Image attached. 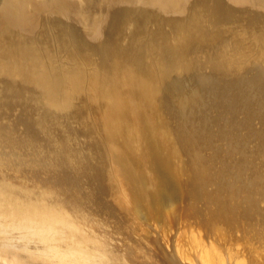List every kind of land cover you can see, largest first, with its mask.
I'll use <instances>...</instances> for the list:
<instances>
[{"label": "rangeland", "instance_id": "rangeland-1", "mask_svg": "<svg viewBox=\"0 0 264 264\" xmlns=\"http://www.w3.org/2000/svg\"><path fill=\"white\" fill-rule=\"evenodd\" d=\"M18 1V7H27L30 13V5L41 0ZM245 13L244 18L250 15ZM21 15L31 20L32 14L21 11ZM117 21L107 25L108 49L117 55L112 54L111 65L106 66L114 67L109 72L116 68L121 73L119 67L126 61H121L120 47L126 43L116 39ZM85 24L90 33L91 24ZM57 35L60 40L70 37L61 27ZM175 36L172 44L195 52L194 57H183L187 62L183 70L196 71L195 57L223 65L220 75L227 73L226 67L231 73L238 70L224 64L225 53L209 48L194 51L195 40ZM60 44L63 50L57 58L66 68L73 63L70 49L78 44ZM31 63L39 67L38 61ZM92 64L97 70L90 74L95 85L82 88L81 94L79 88L72 89L68 103L50 97L47 89L52 83L38 76L36 87L21 82L25 74L10 77L0 70V216L5 215L0 217V223H5V229L0 225V238H10L14 244H0V248L38 264L45 263L43 257L53 260L47 264L62 263V256L84 257L93 264H169L166 259L174 264H264V95L259 106H248L251 98L247 97L242 98L248 103L241 102V110L230 103V108H214L212 115L219 117L213 128L217 135L203 140L201 149L183 136L187 132L178 130L184 121L181 114L206 110L202 108L205 99L193 91L194 81L180 78L185 83L178 85L171 84L177 78L170 80L157 94L154 109H147L150 101L142 104L139 110L151 116L149 120L141 116L138 125L129 117L138 118L130 93L124 99H129L132 113L123 109L121 117L118 110L110 109L103 87L93 89L104 67ZM151 76L136 78L131 86L152 89ZM104 78L113 87L127 88L126 76ZM75 82L82 87L79 78ZM216 82L209 78L207 83L216 87ZM114 93L126 95L121 88ZM237 93H230V99ZM106 118H121V122L109 131ZM17 231L22 234L18 246L11 236ZM25 260L24 264L30 263Z\"/></svg>", "mask_w": 264, "mask_h": 264}, {"label": "water", "instance_id": "water-1", "mask_svg": "<svg viewBox=\"0 0 264 264\" xmlns=\"http://www.w3.org/2000/svg\"><path fill=\"white\" fill-rule=\"evenodd\" d=\"M18 5V0H0V31L4 34L11 32L19 34L27 39L36 37L35 42L29 41L26 46L38 43L36 47L39 54L35 60L44 61L48 66V72L44 71V74L58 76V79L54 78L52 89H47L48 94L50 97L51 95L57 96V99L61 100L62 103L70 102L72 99L66 100V97L71 98L74 95H71L72 92L69 93L71 89L67 91L64 80H71L72 77L82 78L83 81H80L82 87L76 86L79 88V94H81L82 88H89L86 76L94 67L91 62H96L99 67H106L105 74L108 77L109 73L114 78L120 75L125 76L123 73L113 72L114 70L109 72L106 66L111 65L109 57L112 54H117L103 46L107 38L110 37L107 35V31L104 32L105 26L111 25V21L115 22L120 17L117 21L116 39L122 43L125 42L126 46L124 47L130 50V53L120 52L123 53L121 61H126L121 68L129 67L127 70L130 78L133 79L144 78L151 72L159 73L154 78L162 76L160 83L155 82L154 86H151L152 91L148 86L113 87L115 89L113 92H118V88H121L126 93L122 99L117 94L115 96L118 102L119 99L121 100L120 105L116 107L118 114L122 115L121 117H123L121 111L123 109L132 113L128 104L129 99H124L127 92L130 93L131 101L133 100L132 106L136 109L135 113L139 120L135 115H129V117L133 123L139 125L140 117L145 116L139 110L140 107L143 108V105H140L142 100L150 101V106H147V109H154L157 104L156 96L163 90L166 83L173 78H187L196 83L193 91L197 95L199 94L200 99H205L202 108H206V110L200 113L195 111L194 113L181 114L184 118L181 127L187 131L183 136L190 139L191 145L195 143L202 149L203 140H207V138L211 140L217 135L213 128L219 122V117L212 115L214 108H230V103L233 108L237 107L236 110H241V102L248 103L242 98L247 97L251 98L249 101L251 104H247L248 106L251 107L254 104L259 106L260 97L264 95V0H41L35 4L36 6L30 5V13L27 12V7L21 9ZM13 8L18 13L7 11V9L12 11ZM21 11L32 14L29 15L31 20H25L23 15L19 16ZM96 11L97 13L101 11L103 15L99 18L100 23L97 28L90 29L91 33H88L85 23L88 22V25L92 23ZM247 11L250 12V15L244 18ZM114 13H120L121 16L115 20ZM27 24L34 29L26 28ZM57 26L62 27L65 34L68 33L70 37L60 40L61 36L57 35ZM175 35H178L179 39L187 37L195 40L197 45L195 43L193 45L198 47L194 51L202 50L204 52L209 48V50L219 52L220 55L226 54L228 59L224 63L225 65L234 66V68L238 65L243 66L235 72L232 70V73L226 67L227 73L225 75L216 72L207 74L202 70L193 72V70L181 69L179 70L183 73L176 74L172 70L187 63L184 62L183 57L191 54L194 57L195 52L183 51L177 43L172 44L170 39L176 37ZM21 40L24 45L28 42L25 39ZM56 40L58 41L56 42ZM59 41L70 43V45L78 44L75 50L70 49V59L74 63L71 68L73 63L65 68L58 59L60 58L58 55L63 50ZM237 48L242 55H238ZM252 57L254 58L253 61ZM66 59L68 58L66 57ZM88 59L92 61L88 62ZM58 60L59 62H57ZM16 61L22 62V60ZM16 61L11 60L10 65H14ZM27 64L29 65L27 67H30L31 64ZM57 64H60L62 68ZM24 65L26 67V64ZM25 67L23 69L25 79H20L21 82L25 85L32 83L38 87L37 77L31 75L29 73L31 70L28 71ZM215 67L224 66L216 65ZM54 68L59 72L54 71ZM121 68L119 67V69ZM168 68L171 70L169 71ZM10 72L13 73L12 69ZM102 76L101 74V77H98V85L93 86V89L100 91V87H104L99 85ZM209 78L217 81L216 87L207 83ZM4 83L5 86H10L7 82ZM118 84L120 85V83ZM236 92H238L236 97L230 99L232 96L230 97L229 94ZM47 103L49 104V102ZM49 108L53 109L54 107L49 105ZM113 111L115 109L112 107ZM106 119L104 121L109 131L115 130L117 128H115V124L118 126V123L121 122V118ZM189 120H191L190 123H188ZM221 129L225 128L221 127ZM137 132L140 134V131Z\"/></svg>", "mask_w": 264, "mask_h": 264}, {"label": "bare ground", "instance_id": "bare-ground-1", "mask_svg": "<svg viewBox=\"0 0 264 264\" xmlns=\"http://www.w3.org/2000/svg\"><path fill=\"white\" fill-rule=\"evenodd\" d=\"M13 9H15V8H13ZM7 11H9L10 13H11V11L10 10H8L7 9ZM101 15H103L102 14V12L100 11V12H98V13H94V17H95V20H96V18L98 19V18H100V16ZM115 18H119L120 16H121V14L120 13H115ZM121 18V17H120ZM119 18V19H120ZM25 20H29L27 17H25ZM92 21V23H90L91 24V26H90V29L91 30H94L95 28H97V26L99 25V20L98 21ZM113 22V21H112ZM26 27H27V25H26ZM58 28H60V26H57ZM62 28V27H61ZM109 28V27H108ZM107 25L105 26V28L104 29H106L104 32H106L107 31ZM90 33H91V31H90ZM0 34H1V37H2V41L0 42V66H1V68H0V70H2L5 74H9V76L11 77L12 75H15L16 77H18V75H20L21 76V74H25V71H23V69H24V67H25V65L24 64H26V67H25V69H27L28 71L29 70H31V72L29 71V73L31 74V75H35V76H38V77H40V80H45V81H47V82H49V83H52V86H53V84H54V78H57L58 79V76L57 75H50V74H44V71L46 72H48V66L44 63V61H39V60H35V59H37V55L39 54V51H38V49H37V47L36 46H38V43L37 44H34V45H30V46H26L28 43H29V41H32V42H35V40H33V39H27V38H25V36H21V35H19V34H15V33H8V34H4V32H2V31H0ZM60 34H61V32H60ZM63 38H65V37H63ZM21 39H25V40H28V42H26L25 43V45H24V43L22 42V40ZM108 39V38H107ZM109 40V39H108ZM171 42V41H170ZM105 48L107 47L108 48V42L106 41V43H105V45H103ZM121 46V45H120ZM120 49L122 50V52L123 53H129L130 52V50H126L125 48H123V47H120ZM120 50V51H121ZM237 50H238V48H237ZM129 51V52H128ZM122 53V54H123ZM238 55H242L241 54V52L238 50ZM237 55V56H238ZM228 59V58H227ZM226 59V60H227ZM11 60H22V62L20 63V62H18V61H16V62H14V65H15V67H14V65H10V61ZM33 61H38L39 62V64H38V68L34 65V64H32L31 63V65H30V67H27V66H29L27 63H30V62H33ZM92 60L91 59H88V62H91ZM57 62H59V61H57ZM200 62V63H199ZM228 63H230L229 61H228ZM244 63V62H243ZM88 64V63H87ZM91 64H92V62H91ZM119 64H120V62H119ZM59 67H61V65L60 64H57ZM116 65V64H115ZM221 65V64H220ZM74 66V63L70 66V68L71 67H73ZM85 66H86V64H85ZM119 66H121V65H119ZM216 65L215 64H213V63H211V62H208L207 60H205V59H200L199 57H195V60H194V63H193V65H192V67L196 70V71H200V70H202V71H205V73H207V74H209V73H212L213 74V72L215 73H218L219 72V69L220 68H217V67H215ZM243 66V65H242ZM241 65H238V66H236L237 68L236 69H240L241 67H242ZM68 67V66H67ZM62 68V67H61ZM104 68H106V67H104ZM104 68H103V77L105 76V78L104 79H106V75H105V71H104ZM108 69H113L114 67L112 66V67H107ZM234 68V66L233 67H231V70ZM12 69V71H13V73L11 74V72H10V70ZM122 69V72L121 73H123L126 77H127V79L125 80V84H123V85H125V86H127V88H129L135 81H136V78L135 79H133V78H130L131 76H130V74H129V71L127 70V69H124V68H121ZM164 69V68H163ZM179 69H181V70H183L182 69V66H178V67H176L175 69H173L172 70V72L174 71L176 74H178L179 72L180 73H183V71H181V70H179ZM54 71H58L59 72V70H57V69H53ZM126 70V71H125ZM168 70L170 71L171 69L170 68H168ZM195 71V72H196ZM95 72H97V70L93 67L92 68V70H91V72L90 73H88L89 75H87L86 76V78L88 79V86H92V85H95L94 83H95V81H93L92 82V78L90 77V74L91 73H95ZM114 72L115 73H119L120 72V70H117L116 68L114 69ZM29 74V75H30ZM58 74V73H57ZM110 74V73H109ZM152 76H151V81H152V84H154L155 82L157 83H160L161 81H162V76H160V77H156V78H154L155 76H157V75H159V73H157V74H154L153 72H151L150 73ZM161 75H162V73H160ZM163 75H164V73H163ZM215 75V74H214ZM53 76V77H52ZM165 76V75H164ZM15 79H17V78H15ZM38 79V78H37ZM76 79H78V78H75V77H72V79L71 80H64V81H66V86H67V91H69V89H77V84H76ZM80 81L82 80V78L81 79H79ZM172 80V79H171ZM56 81V80H55ZM70 81H72V82H70ZM128 81H131V82H128ZM118 82V81H117ZM101 83H102V85L104 86L103 88V90H104V93H103V95L105 96V100H107L108 99V101H107V103H109V102H111V105H110V109L113 107L115 110H118V108H116L117 106H118V104H119V102H121V100L120 99H122V94H119V102H118V99L117 98H114L115 97V93L114 92H111L112 90V88H113V84L111 83V82H107V81H102L101 80ZM178 84V85H183L185 82H182V81H178V79L177 80H174L173 82H171V84ZM70 84V85H69ZM167 84V83H166ZM187 84V83H186ZM170 85V84H169ZM154 86V85H153ZM262 86H263V84H262ZM261 86V87H262ZM111 88V89H110ZM263 88H264V86H263ZM52 89V88H51ZM70 90V91H71ZM151 91H152V89H151ZM111 93V94H110ZM108 94H110L111 95V98L109 99V97H108ZM107 95V96H106ZM145 102H147V100H142V102H141V104L140 105H142V104H144ZM118 103V104H117ZM112 110V109H111ZM136 110V109H135ZM134 110V111H135ZM133 111V112H134ZM105 113H107V112H105ZM148 116H151V113H149V112H147L146 113V115H145V117H146V119H148ZM153 118V117H152ZM149 120V119H148ZM150 122V121H149ZM191 122V120H189L188 121V123H190ZM194 122V121H193ZM180 132H182V133H184V132H187L186 130H184L182 127L181 128H179L178 129ZM1 189V188H0ZM2 190H4V189H2ZM2 193H3V191H2ZM1 194V193H0ZM7 194H8V192H7ZM9 194H11V193H9ZM13 194V193H12ZM6 196V195H5ZM2 197H3V195H2ZM6 198V197H5ZM1 199V198H0ZM16 199V198H15ZM20 199V198H19ZM7 200V199H6ZM1 202V201H0ZM6 203V202H5ZM10 203H12V202H10ZM9 203V204H10ZM38 204V203H37ZM42 204V203H41ZM1 205V204H0ZM12 205V204H11ZM13 205H16V204H13ZM4 206H5V204H4ZM3 206V207H4ZM6 208V207H5ZM28 207H26L25 209H27ZM10 209H12L11 207H10ZM17 209H19L20 210V208H17ZM24 209V211H26ZM49 209V208H48ZM51 209V208H50ZM22 210V209H21ZM46 210H47V208H46ZM29 211H30V209H29ZM61 211V210H60ZM11 212H12V210H11ZM33 212H35L36 213V210L35 211H33ZM62 212V211H61ZM2 213H3V211H2ZM15 213V212H14ZM17 213V212H16ZM25 213V212H24ZM38 213V212H37ZM53 213V212H52ZM13 214V213H12ZM11 214V215H12ZM18 214V213H17ZM33 214V213H32ZM44 214H45V212H44ZM50 214V213H49ZM57 214V213H56ZM61 214H63V213H61ZM10 214L8 213V216H9ZM39 215V214H38ZM47 215V214H46ZM44 216V218L45 217H47V216ZM51 215V214H50ZM53 215V214H52ZM1 216H2V214H1ZM0 216V217H1ZM5 215H3L2 217H4ZM19 216H21V215H19ZM41 217V216H40ZM43 218V217H42ZM6 219H8V218H6ZM23 219V218H22ZM1 221L3 220L2 218L0 219ZM6 221H8V220H6ZM12 221V220H11ZM18 221H20V219L18 220ZM28 221V220H27ZM30 221H31V219H30ZM16 222V221H15ZM23 222H24V220H23ZM19 222H17V224H18ZM15 224V223H14ZM16 224V225H17ZM22 224V223H21ZM38 224V223H37ZM0 225L5 229V223L4 222H1L0 223ZM7 225V224H6ZM15 225V226H16ZM11 226V225H10ZM11 228V227H10ZM31 228V227H30ZM29 228V229H30ZM7 230H9V229H7ZM13 230H14V228H13ZM19 230V229H18ZM24 230H27V229H24ZM41 230V229H40ZM11 231V230H10ZM42 231H44V230H42ZM9 232V231H8ZM24 232V231H23ZM45 232V231H44ZM42 233V232H41ZM48 233H50V232H48ZM51 233H52V231H51ZM8 234V233H7ZM11 234V233H10ZM10 234L8 235V236H10ZM26 234V233H25ZM24 234V235H25ZM22 234H19L18 233V231L17 232H13V234H11V236L13 237V239H12V241L13 242H15V243H17V246H18V244H19V240L21 239V236ZM31 235V234H30ZM41 235V234H40ZM52 235H53V233H52ZM36 236V235H35ZM46 236H47V234H46ZM2 237V236H1ZM25 237V236H24ZM27 237H31V236H27ZM6 238H8V237H6ZM26 238V237H25ZM33 239H39L38 237H32ZM41 238V237H40ZM46 238V237H45ZM10 239V238H9ZM6 240V239H1L0 238V244H2V245H9V242L11 243V241L10 240ZM42 239V238H41ZM40 239V240H41ZM24 240V239H23ZM22 240V241H23ZM29 240V239H28ZM44 240H46V239H44ZM51 240H52V238H51ZM26 241V240H25ZM48 241H49V239H48ZM27 242V241H26ZM28 242H30V241H28ZM47 242V241H46ZM54 242V241H53ZM24 243V242H23ZM22 243V244H23ZM34 243V242H33ZM56 243V242H55ZM11 244H13V243H11ZM25 244V243H24ZM30 244V243H29ZM14 245V244H13ZM50 245H57V244H54V243H52V244H50ZM25 246V245H24ZM28 246V245H27ZM30 246V245H29ZM52 247V246H51ZM33 248V247H32ZM55 248H56V246H55ZM1 250H0V257L2 258H0V264H4L5 263V260H6V262L8 261V259H9V263L11 264H15V262H17L16 264H24V260H25V258L21 255V254H19V253H11L13 250L12 249H9V250H12L10 253L8 252V250L7 251H3L4 249H2V248H0ZM34 249V248H33ZM38 250V249H37ZM50 250V249H49ZM78 250V249H77ZM29 251V250H28ZM40 251V250H39ZM51 251H54V250H51ZM78 251H82L81 249H79ZM14 252V251H13ZM34 252V251H33ZM22 253V252H21ZM27 253V252H26ZM42 253H44V252H42ZM60 253V252H59ZM24 254V253H23ZM45 254H47L46 252H45ZM19 255V256H18ZM52 255V254H51ZM61 255V254H60ZM59 255V256H60ZM166 255V254H165ZM15 256H17L18 257V259H17V261H16V259H15ZM28 256V255H27ZM58 256V255H57ZM58 256V257H59ZM77 256V255H76ZM38 257V256H37ZM37 257H35L34 259L35 260H38V258ZM57 257V258H58ZM62 257H64L63 258V260H61L62 261V263H57V264H63V261H64V263L65 264H93V263H89L88 261H87V259L86 258H84V257H81V259H67V258H65V256H62ZM21 258L23 259V261L21 260ZM28 258V257H27ZM41 258V257H40ZM45 258L46 257H43V262H45L44 264H47L48 263V261H49V263H50V261L51 262H53V260H51V258H47V259H49L48 261H46L45 260ZM84 258V259H83ZM12 259H15V260H13L14 261V263L13 262H11V260ZM61 259V258H60ZM29 260V259H28ZM28 260H25V261H27V262H30L29 264H35V262H37V261H31V259H30V261H28ZM33 260V259H32ZM59 260V259H58ZM78 260H80V261H78ZM165 260V259H164ZM167 260V262L169 263V264H174L173 262H172V260H169V259H166ZM40 261H42V260H40ZM23 262V263H22ZM55 262H57L56 260H54V263L53 264H56ZM105 262V264H111L109 261H104ZM166 262V261H165ZM8 263V264H9ZM36 264H38V262L36 263ZM124 264V263H123Z\"/></svg>", "mask_w": 264, "mask_h": 264}]
</instances>
